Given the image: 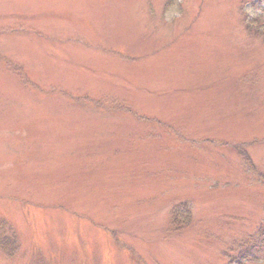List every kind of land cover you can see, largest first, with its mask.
Segmentation results:
<instances>
[{
  "label": "rangeland",
  "instance_id": "1",
  "mask_svg": "<svg viewBox=\"0 0 264 264\" xmlns=\"http://www.w3.org/2000/svg\"><path fill=\"white\" fill-rule=\"evenodd\" d=\"M257 16L264 0H0V264H228L264 221Z\"/></svg>",
  "mask_w": 264,
  "mask_h": 264
},
{
  "label": "trees",
  "instance_id": "2",
  "mask_svg": "<svg viewBox=\"0 0 264 264\" xmlns=\"http://www.w3.org/2000/svg\"><path fill=\"white\" fill-rule=\"evenodd\" d=\"M263 16H257L250 20L247 24L250 31L254 30L257 34L264 36V24L262 23ZM191 207L189 204L177 205L172 211V227L175 231H181L186 227H189L191 221ZM16 243L14 240L8 238L0 241L1 249L6 250L9 254H12L16 249ZM236 252L230 257L228 264H255L261 259H264V221L257 229L255 235H251L242 243L237 245Z\"/></svg>",
  "mask_w": 264,
  "mask_h": 264
}]
</instances>
